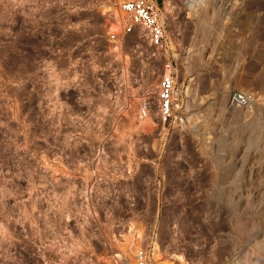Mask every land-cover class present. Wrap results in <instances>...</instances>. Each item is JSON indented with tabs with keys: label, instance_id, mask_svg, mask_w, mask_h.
Here are the masks:
<instances>
[{
	"label": "rangeland",
	"instance_id": "374dc122",
	"mask_svg": "<svg viewBox=\"0 0 264 264\" xmlns=\"http://www.w3.org/2000/svg\"><path fill=\"white\" fill-rule=\"evenodd\" d=\"M121 1L0 0V264H111L103 242L128 227L164 264H264V0H210L197 32L181 0H148L172 21L164 48L141 27L109 40ZM170 62L174 125L159 109ZM115 157L141 166L95 185L82 160Z\"/></svg>",
	"mask_w": 264,
	"mask_h": 264
},
{
	"label": "built area",
	"instance_id": "2783aa9c",
	"mask_svg": "<svg viewBox=\"0 0 264 264\" xmlns=\"http://www.w3.org/2000/svg\"><path fill=\"white\" fill-rule=\"evenodd\" d=\"M119 10L121 14L124 16V24L122 25L121 35L117 33H111L110 41L114 43H118L121 37L125 38L131 35L136 27L143 28L148 35V39L150 43L156 48H164L167 44V36H166V24L164 23L162 17L160 16V9L158 6L150 3L148 0H122L119 4ZM175 67L172 62H170L164 70V74L161 78L159 85V106H160V115L164 124L174 125L183 121L185 114L181 113V105L180 101V93L177 89L176 84V74ZM235 103L243 104L246 102V97L241 94H236L234 96ZM179 108V109H177ZM150 103H143L141 108V114L139 115L140 119H145L148 113H150ZM126 117V116H125ZM116 128L109 124L106 127V130L109 134L110 141L114 140L113 133ZM119 149V148H116ZM119 153V150H117ZM83 163L91 164L93 167L91 168L90 179H93L96 183L100 181H105V171L106 167L111 165L110 167L115 168L117 174L120 172L121 174L115 177V181L123 182L125 180H130L136 173L133 166H141L136 161L133 162L131 158L122 159V158H108V159H84ZM132 164V165H131ZM96 166H99V172ZM114 166V167H113ZM109 167V168H110ZM139 172L141 171L139 167ZM104 172L102 178L101 173ZM119 180V181H118ZM128 182V181H127ZM84 183V182H83ZM92 183V182H91ZM85 184V188L88 187V184ZM101 184V183H100ZM97 186L94 187V193L101 194L102 191L97 190ZM104 195V194H103ZM131 233L130 227H128L127 234L118 233L115 234L116 238L114 241L107 243L102 239L103 245L110 246L107 248L110 253H112V263L111 264H164L161 259H156L159 254L160 249L158 248L159 242H154L152 246L150 244L151 238H146L145 235L139 236L136 235L132 240H129V234ZM101 243V242H100ZM120 244L132 245V248L128 250L127 253L124 251L117 252L116 246ZM98 244V242H96ZM102 244V243H101Z\"/></svg>",
	"mask_w": 264,
	"mask_h": 264
},
{
	"label": "bare ground",
	"instance_id": "6f19581e",
	"mask_svg": "<svg viewBox=\"0 0 264 264\" xmlns=\"http://www.w3.org/2000/svg\"><path fill=\"white\" fill-rule=\"evenodd\" d=\"M181 2H182V7L184 8V10H186V15H187V19H188V21H191V26L194 28L193 30H198V28L200 27V25L202 26V24H205L206 22H207V20H208V18L211 16V8H210V0H181ZM212 3V2H211ZM171 7H172V5L170 4L169 6H168V9L170 10L171 9ZM162 19H163V21H164V23L165 24H167L168 26H170V27H172V21H171V19H170V17H169V15H168V13H165V14H163L162 16ZM186 19V20H187ZM239 19V18H238ZM239 21V20H238ZM240 22V21H239ZM248 22V21H247ZM186 23V22H185ZM187 24V23H186ZM249 24V23H248ZM184 26H186V25H184ZM190 26V25H189ZM189 26H187V27H189ZM204 27V26H203ZM254 27H257V26H254ZM190 28V27H189ZM243 28V27H242ZM252 28V27H251ZM236 29V28H235ZM264 29V28H263ZM195 30V31H196ZM201 30H203V29H201ZM207 30H209V32H210V29H207ZM239 30V29H238ZM200 31V30H199ZM252 31V30H251ZM197 32V31H196ZM205 32V31H204ZM202 33V35H205L206 33ZM208 32V33H209ZM255 32V31H254ZM207 33V34H208ZM235 33V32H234ZM195 34V33H194ZM206 37H207V35H206ZM218 37V36H217ZM219 37H220V35H219ZM218 37V38H219ZM201 38V37H200ZM199 38V39H200ZM226 38V37H225ZM241 38H243V37H241ZM255 38V37H254ZM228 39H229V37H228ZM244 39V38H243ZM255 40V39H254ZM224 41H225V39H224ZM240 41V40H239ZM203 43L205 42V40H203L202 41ZM229 42V41H228ZM228 42H226L227 44H230V43H228ZM248 42V41H247ZM170 45H172V43H176V41L174 42V39L172 38L171 39V41L170 42H168ZM195 43V42H194ZM206 43V42H205ZM241 43V42H240ZM197 44V43H196ZM200 44H201V41H200ZM199 44V45H200ZM225 44V43H224ZM254 44V43H253ZM249 45V44H248ZM251 45V44H250ZM198 46V45H197ZM211 46V45H210ZM226 46H228V45H226ZM231 46V45H230ZM196 47V46H195ZM194 46L192 47L191 46V48H195ZM232 47H234V46H232ZM249 47V46H248ZM202 48V47H201ZM205 48V47H204ZM230 47H228V49H229ZM242 48V47H241ZM244 48V47H243ZM228 49H226L227 51H228ZM234 49V48H233ZM193 50V49H192ZM202 50V49H201ZM213 50V49H212ZM224 51H225V49H224ZM194 53L193 54H195V58L193 59V60H195L194 62L197 64L198 62H200V60H202L203 59V61H204V54H203V52H201V51H199L197 48L193 51ZM231 52V51H230ZM228 53H229V51H228ZM233 53V52H232ZM206 55V54H205ZM227 55V54H226ZM231 55V54H230ZM206 60V59H205ZM202 61V62H203ZM194 62H192V63H194ZM194 63V64H195ZM201 63V62H200ZM207 64V63H206ZM204 65H205V63H204ZM196 67H197V65H195ZM198 66H201V65H199L198 64ZM198 88V87H197ZM242 90V89H241ZM227 91H229V90H227ZM254 94V93H253ZM227 95V94H226ZM225 97H227V96H225ZM246 97H247V99H249L248 100V102L246 101V102H244L243 104H240V106H242V107H249V106H246L247 105V103H251V105H252V101L254 100L253 99V97L251 96V95H247L246 94ZM250 101V102H249ZM256 103L258 102V101H256V100H254ZM263 102V101H262ZM246 103V104H245ZM254 103V102H253ZM259 103V102H258ZM264 103V102H263ZM257 105V104H256ZM259 105V104H258ZM232 106V105H231ZM234 106V105H233ZM238 106V105H237ZM254 106V105H253ZM251 107V106H250ZM259 107V106H258ZM263 107V106H262ZM262 107H260V108H262ZM235 109H237L236 108V106H235ZM238 109H240V108H238ZM243 109V108H242ZM249 109V108H248ZM245 110H247V109H245ZM240 111H242L243 112V110H241L240 109ZM248 111V110H247ZM246 111V112H247ZM245 112V111H244ZM193 123V122H192ZM191 123V124H192ZM193 125V124H192ZM219 142V141H218ZM239 221V220H238ZM240 222V221H239ZM240 225V224H239ZM159 243H160V241H159ZM177 257H178V255H177ZM179 258V260H183V261H185V256L184 255H181L180 257H178ZM186 262H187V258H186Z\"/></svg>",
	"mask_w": 264,
	"mask_h": 264
}]
</instances>
